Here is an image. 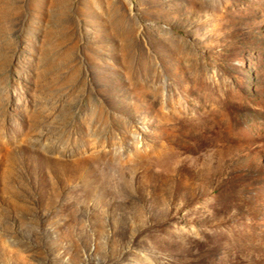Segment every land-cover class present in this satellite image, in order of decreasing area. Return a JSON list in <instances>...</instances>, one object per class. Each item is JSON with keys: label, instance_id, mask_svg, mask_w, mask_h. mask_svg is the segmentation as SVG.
Instances as JSON below:
<instances>
[{"label": "rangeland", "instance_id": "1", "mask_svg": "<svg viewBox=\"0 0 264 264\" xmlns=\"http://www.w3.org/2000/svg\"><path fill=\"white\" fill-rule=\"evenodd\" d=\"M0 264H264V0H0Z\"/></svg>", "mask_w": 264, "mask_h": 264}]
</instances>
